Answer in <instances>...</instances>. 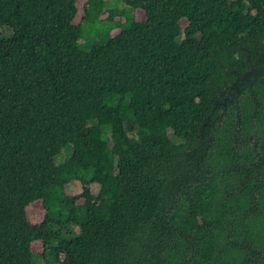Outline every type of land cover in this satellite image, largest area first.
<instances>
[{"label": "trees", "instance_id": "16d2710c", "mask_svg": "<svg viewBox=\"0 0 264 264\" xmlns=\"http://www.w3.org/2000/svg\"><path fill=\"white\" fill-rule=\"evenodd\" d=\"M109 1L0 0V264H201L214 170L264 188V78L218 117L264 67V0H114L141 21Z\"/></svg>", "mask_w": 264, "mask_h": 264}, {"label": "clouds", "instance_id": "9594fccd", "mask_svg": "<svg viewBox=\"0 0 264 264\" xmlns=\"http://www.w3.org/2000/svg\"><path fill=\"white\" fill-rule=\"evenodd\" d=\"M242 181L239 173L220 168L208 181L204 203L214 224L199 234L201 264H247L253 251L262 253L251 257L255 264H264V188L257 194L252 183Z\"/></svg>", "mask_w": 264, "mask_h": 264}, {"label": "rangeland", "instance_id": "374dc122", "mask_svg": "<svg viewBox=\"0 0 264 264\" xmlns=\"http://www.w3.org/2000/svg\"><path fill=\"white\" fill-rule=\"evenodd\" d=\"M109 4H110V6L116 5L118 7V9L125 12V14L127 16H130V17L133 16L138 21L145 19L143 12H141V11L134 12L130 8L123 5L121 2L110 0ZM80 15L82 16L83 13H81ZM107 16L108 15L101 17V21L98 22L97 24H94V25L92 23H84L83 24L84 34H83V38H81L82 40H80V42H81L80 45L82 46L83 50L88 51L91 48H93L95 45L104 43L107 40L108 37H106V32H108L110 29L109 24L105 23ZM119 19H120L119 17L116 18V20H119ZM77 22H80L79 18H77ZM182 25L186 26L187 23L185 21H183ZM6 32L9 33L10 30L7 29ZM113 33H115V31ZM3 34H4V32H3ZM171 135H172V133H171ZM71 154H72V148L71 147L65 148L61 152V154L56 158V162L58 164L63 163ZM92 191L94 192V194H97L99 191V187L96 185H93ZM81 192H82V190H81V186L79 184H70L69 186H67V193L70 195L80 194ZM28 211H29V215H30V218H31L33 223H40L43 221V218L45 216V210H44L42 202H38V203H35L34 205L30 206ZM79 234H80L79 228L77 226H74V225L67 226V228L65 230V235L68 238H75ZM35 249L37 250L39 255L43 252V246L42 245H37L35 247ZM51 261H52V259L49 256L34 257L35 264H51L50 263Z\"/></svg>", "mask_w": 264, "mask_h": 264}, {"label": "water", "instance_id": "95a60500", "mask_svg": "<svg viewBox=\"0 0 264 264\" xmlns=\"http://www.w3.org/2000/svg\"><path fill=\"white\" fill-rule=\"evenodd\" d=\"M264 78V67H253L251 71L246 73L243 77L239 78L236 82H234L229 89V103L232 102L233 99L238 97L240 94V89L242 87L251 86L257 80H262ZM227 99V98H226Z\"/></svg>", "mask_w": 264, "mask_h": 264}, {"label": "flooded vegetation", "instance_id": "af4514ba", "mask_svg": "<svg viewBox=\"0 0 264 264\" xmlns=\"http://www.w3.org/2000/svg\"><path fill=\"white\" fill-rule=\"evenodd\" d=\"M229 103V99H224V103L223 104H221V107H220V109H221V114L218 116V117H220L222 114H223V112L226 110L227 111V109L225 108L226 106H227V104ZM224 107V108H223ZM225 113V112H224ZM224 119V120H223ZM228 118H227V115H225V116H222V118H221V120H223V121H225L226 122V120H227ZM235 123L237 124L238 123V119H237V116L235 117ZM221 123H223V122H221ZM224 124V123H223ZM260 127V125H259V122L256 120V119H254V121H253V125H252V128H253V131H252V134L254 135V136H256V135H262V132H260L259 130H258V128ZM240 127L239 126H237L236 127V129H239ZM251 128V129H252ZM242 129H243V127H242ZM242 136V132L240 133V135L238 136V135H236L235 137L236 138H240Z\"/></svg>", "mask_w": 264, "mask_h": 264}]
</instances>
